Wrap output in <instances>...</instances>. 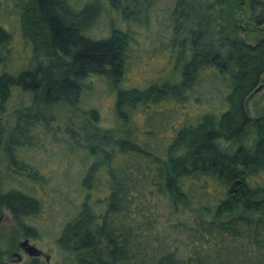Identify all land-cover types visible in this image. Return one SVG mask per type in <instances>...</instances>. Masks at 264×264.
I'll use <instances>...</instances> for the list:
<instances>
[{"label":"trees","instance_id":"1","mask_svg":"<svg viewBox=\"0 0 264 264\" xmlns=\"http://www.w3.org/2000/svg\"><path fill=\"white\" fill-rule=\"evenodd\" d=\"M9 8V24L0 20V210L21 235L53 236L76 264H264V112L245 106L263 83L264 36L239 35L241 19L264 30V0ZM105 14L108 31L95 35ZM153 21L174 78L131 86V27ZM14 29L24 60H12ZM103 85L113 95L108 120Z\"/></svg>","mask_w":264,"mask_h":264},{"label":"rangeland","instance_id":"2","mask_svg":"<svg viewBox=\"0 0 264 264\" xmlns=\"http://www.w3.org/2000/svg\"><path fill=\"white\" fill-rule=\"evenodd\" d=\"M4 1V0H0ZM9 1L12 2L19 8L23 6L24 2L27 0H7L4 1L6 4V9H4V5L0 10V20H2V24H4V20L9 24ZM3 4V2H2ZM1 5V3H0ZM159 9V8H158ZM242 18H246L248 16V12L242 11ZM110 20V16L108 14L102 15L101 19H99L92 28V31L95 35L104 36L108 29L107 24ZM247 22H251V20L246 19ZM242 30L239 35L248 36L249 38L254 37V35L264 36V30L260 31H252L250 29V24L245 25L243 19H241ZM119 20L117 21V23ZM15 25L18 28L16 22H12L11 26ZM137 25H133L131 28L135 29L134 32L131 33V41L129 42V58L127 71L125 73L124 80L131 86L135 87H145L149 82L153 81V79L158 78L159 76L167 75L166 77L170 78V71L167 69L166 65V56L163 55V51L161 48L165 45L163 43V34L165 31L160 28V25L157 22H151V25L147 28L136 27ZM11 31V30H10ZM13 33V41L12 44L15 48L12 50L13 53L19 56L18 58H13L12 60H24V56H26L24 52V39L21 35H18L14 30L11 31ZM253 32L254 35H251ZM2 34L0 33V37ZM93 35H91L92 37ZM94 37V36H93ZM95 39L97 37H94ZM18 47V48H17ZM133 47V48H132ZM17 48V49H16ZM1 55L3 54V49H0ZM21 53V55H19ZM10 63L12 60L8 59ZM8 62V63H9ZM170 69V68H169ZM171 70V69H170ZM175 79L177 75L175 74ZM171 78H174L171 76ZM262 88L259 89L256 93L252 95L250 99L246 101V111L249 116L256 115L259 111L264 112V77H263ZM101 93L105 92L106 86L103 85L100 87ZM109 93V91L107 92ZM104 93L102 99L99 102V107L101 108L104 120H108L111 113V106L113 105V95ZM193 107V106H192ZM194 108V107H193ZM258 111V112H257ZM14 119L10 118L9 121H6L8 127L12 125ZM104 191V190H103ZM103 192H97L95 194V198L103 197ZM49 231L53 230L52 227H48ZM48 231V232H49ZM52 234V233H50ZM53 237V236H52ZM51 236L45 238L44 240H33L28 239L30 245H33L36 249L40 250L42 255L38 257V260L43 264H76L75 255L63 250L59 246H57L52 240ZM25 239L24 236L19 232L16 224L13 222L11 215L6 209L0 210V249L4 252V259L9 264H23L29 262L31 260L26 254H24L20 248L19 244L23 242Z\"/></svg>","mask_w":264,"mask_h":264},{"label":"water","instance_id":"3","mask_svg":"<svg viewBox=\"0 0 264 264\" xmlns=\"http://www.w3.org/2000/svg\"><path fill=\"white\" fill-rule=\"evenodd\" d=\"M262 88V84L256 89L255 93ZM252 95L250 96V98ZM20 250L30 258H38L42 255L41 251L36 249L33 245H30L29 240L25 239L19 244Z\"/></svg>","mask_w":264,"mask_h":264}]
</instances>
